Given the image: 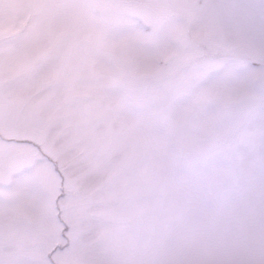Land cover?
Here are the masks:
<instances>
[{
    "label": "snow or ice",
    "instance_id": "6c2138e0",
    "mask_svg": "<svg viewBox=\"0 0 264 264\" xmlns=\"http://www.w3.org/2000/svg\"><path fill=\"white\" fill-rule=\"evenodd\" d=\"M0 264H264V0H0Z\"/></svg>",
    "mask_w": 264,
    "mask_h": 264
}]
</instances>
